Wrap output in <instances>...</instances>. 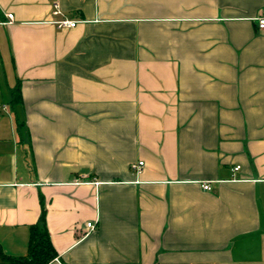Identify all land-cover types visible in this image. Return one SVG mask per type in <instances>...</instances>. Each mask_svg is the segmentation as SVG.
<instances>
[{
	"label": "crops",
	"instance_id": "1",
	"mask_svg": "<svg viewBox=\"0 0 264 264\" xmlns=\"http://www.w3.org/2000/svg\"><path fill=\"white\" fill-rule=\"evenodd\" d=\"M261 16L264 0H0V250L25 255L44 208L48 264H264Z\"/></svg>",
	"mask_w": 264,
	"mask_h": 264
},
{
	"label": "trees",
	"instance_id": "2",
	"mask_svg": "<svg viewBox=\"0 0 264 264\" xmlns=\"http://www.w3.org/2000/svg\"><path fill=\"white\" fill-rule=\"evenodd\" d=\"M12 105L21 102L20 82L11 89ZM57 256L45 225L44 208L41 209L39 223L29 226L27 251L22 256H9L0 250V264H48Z\"/></svg>",
	"mask_w": 264,
	"mask_h": 264
},
{
	"label": "built area",
	"instance_id": "3",
	"mask_svg": "<svg viewBox=\"0 0 264 264\" xmlns=\"http://www.w3.org/2000/svg\"><path fill=\"white\" fill-rule=\"evenodd\" d=\"M53 13L57 14L58 11L55 10V11H53ZM5 17H6L5 23H12L13 22V14L12 13L6 12ZM76 22H77L76 20L65 19V18L54 21V23L59 28H61V27H73L76 24ZM257 28L261 31L264 30V16H261L258 18ZM142 166H143V161H140V160L133 162L130 165L131 169L135 170L136 172H139L141 170ZM234 169H238V166H236ZM203 188L209 189V184L204 183ZM94 227H95V224L92 221L87 222L85 224V228H84L85 234L88 233L89 231H91Z\"/></svg>",
	"mask_w": 264,
	"mask_h": 264
},
{
	"label": "rangeland",
	"instance_id": "4",
	"mask_svg": "<svg viewBox=\"0 0 264 264\" xmlns=\"http://www.w3.org/2000/svg\"><path fill=\"white\" fill-rule=\"evenodd\" d=\"M13 84L11 63L0 58V105L8 102L9 87Z\"/></svg>",
	"mask_w": 264,
	"mask_h": 264
}]
</instances>
